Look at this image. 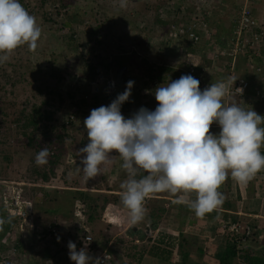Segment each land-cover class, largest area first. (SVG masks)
Here are the masks:
<instances>
[{
  "label": "clouds",
  "instance_id": "obj_1",
  "mask_svg": "<svg viewBox=\"0 0 264 264\" xmlns=\"http://www.w3.org/2000/svg\"><path fill=\"white\" fill-rule=\"evenodd\" d=\"M118 1L121 9L128 7V0ZM206 1L175 0V4L171 6L169 5L170 0L165 1V3L150 0H130L134 5L140 6L159 4L160 8L157 12L159 19L162 20H165L168 9L177 13L170 25L172 38H168L167 35L158 39L152 37L147 40L148 46L156 41V45L159 44L158 46L162 47L165 46V43L169 44V39H172L173 42L187 43L184 37L176 35L173 27L189 22L187 18L190 19L193 11L191 9L184 16L185 11L181 12L178 7L190 3V6L195 8L200 2L203 3V8L206 3L208 9L210 8L209 4H211L212 9L217 6ZM223 1L221 0L220 4ZM243 1H235V22ZM249 2H251L250 8L252 5H257L256 0H249ZM252 16L264 25V20L260 21L255 15ZM140 24V20L137 19L136 25ZM230 34L231 32L229 36ZM212 35L213 32L211 39L214 43L215 39L212 38ZM41 36L42 28L38 24L37 18L25 9L20 0H0V64L6 63L18 48L26 46L30 52H35ZM185 49L182 46V51ZM197 51L200 52L202 61L209 59L206 50L197 49ZM200 68H202L204 79L205 76L212 78L210 81L203 80L210 84L203 91L199 87V80L191 75H182L177 80L164 82L154 90V97L157 102L154 111L141 107L130 118H125L121 113V106L129 100L134 84L133 81H129L122 94H119L109 105L92 109L89 116L83 121L88 142L86 146L79 149L82 155L80 161L82 167L78 171L83 173L85 180L93 179L101 174L102 168L111 165L116 156L119 157L122 161L121 167L127 174V178L120 185V201L127 210L126 220L128 223L124 226L120 222L116 223L124 229L123 235L125 233L130 238L136 237L139 242L145 241L148 235L155 231L153 225L144 228L134 226L140 233L127 231L130 226L144 220L147 214L145 202L149 197L161 193L171 194L175 197V203L186 205L197 217L204 218L223 204L224 196L219 189L229 177L238 184L246 186L258 173L264 171V154L261 152V148L264 147V126H262L264 125V114L261 116L252 108H244L246 100L241 99L242 103L240 104L234 102L233 92L242 95L243 89H234L233 85L236 80L232 78L221 81L223 75L228 74V70L223 72L213 70L211 59L208 64L201 65ZM236 68L241 70H238L236 74L235 69L232 73L245 79L243 75H240V72L246 71V68L237 64ZM255 79L252 78L251 80L254 81ZM216 80L218 81L212 83ZM112 81L114 86L111 91L115 88V82ZM92 83V89L95 91ZM101 88L104 92L110 91ZM67 118L70 120L69 116ZM213 124L219 127L218 134L211 132L210 129ZM50 155V150L47 147H42L35 157L37 166L46 165ZM74 160L71 155H67L66 161L68 163L71 164ZM1 184H5L4 180L0 181V189H5L8 186ZM38 186L54 189L51 186L41 184L37 185V188H39ZM24 187L25 185H22L17 193V199L22 204L29 203L23 194ZM6 195L7 192H2L0 202L3 199L9 203L16 200V195L12 193ZM80 206L76 201V210ZM31 214L35 226L46 228L53 223H59L57 227L62 239L67 235L71 237L69 240L72 242L68 243V250L69 259L73 264H102L108 260H94L88 254L86 247L79 251L76 249V245L73 243V241H79L75 238L76 232L73 229L76 219L71 220V230L62 231L59 226L64 222L55 221L42 225L32 211ZM224 214L227 215L221 213V215ZM222 218L223 216H220V221H218L220 227L217 239L221 240L227 236L236 245L239 235L227 229L228 224L237 223L240 227L249 226L253 229H257L260 225L256 219L246 218L242 215H227V221H223ZM15 220L16 217L10 215L9 211L0 205V225L4 221L6 231L15 226ZM111 224L114 225V223ZM224 225H226L225 228ZM86 228L87 230L84 229L86 234L90 235L91 228L88 226V219ZM70 233H74L73 236ZM254 235L255 233L253 237ZM257 237H259V241L264 239L261 231ZM87 238L93 246L101 249L107 247V244L100 242L96 245L93 239ZM252 241L253 238L245 246ZM48 243L53 242L45 241L40 246L39 255L34 261L35 264H45L47 260H51L52 264H68L63 251L59 250V244L53 243L56 249L53 252L48 248ZM56 247L59 250L58 253ZM121 247L119 245L118 249L112 248L118 254L121 252ZM45 249H48L52 254L47 259L44 256ZM34 257L31 258L32 261Z\"/></svg>",
  "mask_w": 264,
  "mask_h": 264
},
{
  "label": "trees",
  "instance_id": "obj_2",
  "mask_svg": "<svg viewBox=\"0 0 264 264\" xmlns=\"http://www.w3.org/2000/svg\"><path fill=\"white\" fill-rule=\"evenodd\" d=\"M114 1H117V7H115V9H117L120 2L118 0ZM220 1L221 0H207L206 2H211L219 6L218 4H220ZM54 2L55 0H36L33 5L28 4L26 10L33 16L41 17L43 24L49 26L58 25L60 29L68 30V32L72 33L70 37H68V40L66 37L65 42L67 41V48L59 54L54 52L58 57L62 58V65L60 67L51 68L52 71L47 75L49 81H53L54 85L50 87L42 82L37 85L32 91L31 101L30 99L26 101L25 106L21 108L18 113L15 111H7L8 109L3 108L0 102V169L7 167V165L13 162H22L27 158L30 165H32L29 175H33L24 177L25 180H29L27 183H39L51 186L52 180L54 178L58 179L56 169L63 166L64 169L61 171L60 177L64 184V187H62L64 189L54 188L53 194H48L47 189L42 188L41 197L43 196L44 201L52 200L56 203L57 201L67 199L70 204L73 203V205L78 201V203L85 208L84 212L87 216L88 226L90 228V225H92L93 228L96 219L98 220L96 224L97 227H101L103 217L115 211L117 215H119L118 219L120 220V224L124 226V224L127 223V210L121 204L120 195L112 194L111 192L113 190L110 191V189L107 190L110 193L86 192L85 189H83L84 183L82 181H79L77 177L73 179V177L67 175L66 168L72 169V175H75V168L79 167L78 162L72 166L66 161L67 153L72 156V159L78 158L77 155H73L71 151L69 152V149L67 151L64 147L66 146L64 141L66 137L65 127L72 122V119L69 120L67 116H78L80 120L82 118H87L92 109L99 108L100 106H107L116 99L119 94H122L129 81H133L134 84L131 89L129 100L121 106L122 115L125 118H130L141 107L154 111L157 107L154 90L159 85L164 82L167 83V81L171 82L177 80L182 75H189L188 69L191 65L192 67L195 66L194 68L198 71L196 72L199 76L198 73H203L201 70L202 68H200L201 65L208 64L211 57H209L207 61L200 60V57L194 56H201L197 48L199 50L212 52L210 53L212 56L215 54L214 52H217L218 49L225 46L226 39L230 36L229 33L226 34L225 31L223 32L226 36L219 32L220 30H216V28L213 29L214 27L211 25L212 21L209 16L210 12L208 11L206 3L204 8H202L201 16L203 21L208 24L210 30L213 32L212 38L215 39V42L212 43V41L207 43L206 40L201 37L198 44L192 45L188 41L186 44H183L180 41H175L176 43H174L172 39H169V47L164 50L161 49L160 52L157 51V54L150 59L148 54H150L152 50L147 45V40L149 38L155 37V39H158L167 35L168 38H172L170 25L173 23L177 13L171 11V9H168L165 20H162L159 19L157 12L160 8L159 4L141 5L142 14L145 16L154 15L152 16V18L154 17L153 20L148 17L145 20L142 19L143 23L136 25L134 20L129 21L128 19L126 22L128 25H126V23L123 24L124 28H128V32L125 31L123 37L116 35L112 32L113 30H111L109 25L105 26L104 23H102L92 28L93 30L91 32L92 36L93 33H100V37L93 41V37L91 39L86 37V42H84L81 38L83 37L82 32L77 33L74 31L77 27L74 24H78V21H76L77 16L70 15L68 17V12L65 10L66 8H63V4L60 9L63 8L64 13H62L59 8H53ZM102 4L103 6H111L105 4L104 0H102ZM190 5V3H185L186 10L183 13L185 14L184 16H186L191 9L193 11L194 7L192 8ZM198 5H203V3L200 2ZM217 6L212 10V13L216 16L223 10V8L219 9ZM47 7H49V9H47ZM118 17L121 18L122 15ZM69 18H71V20ZM72 18L76 21L75 23ZM187 20H189V18H187ZM118 23L120 24V21H118ZM235 23L236 22H233V24ZM130 25H132V27L129 28L128 26ZM131 34L133 35L132 37ZM124 37L128 42L127 45L123 46L121 43L125 41L123 39ZM77 38H80L81 41L79 42ZM182 46L183 48H187L182 51ZM246 59V56H240L237 65L246 68V72H240V75L243 74L245 79H248V97L251 98L257 95L258 91H264V77L260 78L254 70L249 71V64ZM66 63H70L71 65L66 66ZM260 63L264 64L263 62ZM27 67L22 63L11 67L10 82L12 87L22 83V85H25L29 82L30 79L28 80V78L30 77L27 75ZM225 69L229 70L228 62ZM238 70L241 69L236 68V74ZM33 73L35 75L39 74L37 71H33ZM201 75L203 76V74ZM251 78L256 79L253 81ZM109 79L115 82L114 90L104 92L103 89L100 88L99 91L95 92L92 89V82L102 80L101 82L103 83V81L105 82ZM209 79L211 80L212 78L205 76L204 80L210 81ZM260 79L262 80L260 81ZM36 81L39 82L38 80ZM217 81L218 80L213 81L212 83ZM42 96L44 97L41 98ZM36 98L39 100L38 103L36 102ZM234 102L238 104L242 103L241 99H236V97H234ZM250 105L249 108L253 107L252 109L257 111V114L261 116L264 114V101L254 103L255 106L252 104ZM12 106L15 105L13 104ZM69 106L72 108L69 109ZM66 109L70 111L68 115L63 112L61 113V111L65 112ZM61 115H63V118ZM53 123L55 124L53 125ZM215 131L218 134L220 129ZM85 141L86 142L81 143V146L87 144V137ZM42 147H47L51 155L46 165L37 166L35 157ZM261 152L264 154V147L261 148ZM113 155H115V153H113ZM107 168L110 172H113L115 167L111 164L107 166ZM260 175H264V171H261L256 176ZM228 179L230 180L231 178ZM23 190V194L25 193L24 195H27L28 192L34 189L24 187ZM55 192L66 194H62V197L57 199L54 195ZM155 196L165 197L168 196V193H161ZM155 196L153 199H147L145 202V207L147 208L145 219L148 220L149 223L153 222L152 224H154V227L156 221L161 219L167 221L170 215L169 211L172 209L177 210V214L175 213L173 215L174 218L175 216L178 217L182 211L181 209L191 210L189 207H184L182 204H177L175 202H170L169 208H166L168 202L161 197L157 198ZM172 198L175 199V197ZM238 198L239 195L236 199ZM40 199V197L35 198V202L37 203ZM97 202H99V205ZM150 204L152 205L150 206ZM231 204L232 205L226 200L223 202L222 206L224 208H234V203ZM98 210L100 212L96 217L95 214ZM192 213L194 214L193 211ZM221 216H224L222 218L223 221H227V215ZM205 218L214 224L211 237H218V230L220 227V225H218V221H220L219 212L213 211L207 214ZM73 229L76 232L75 238L78 239L79 242L81 238L89 237L98 245L100 244L99 241L102 240L101 229L97 231L95 238L92 236V230L91 234L87 235L83 228L74 227ZM256 231L253 241L243 248L238 247L229 237L224 236L221 240L217 239L218 244H213L211 243L212 239H208V242L204 246H198L195 251L194 246L196 244V237L190 235L185 236L179 234L174 236L161 231L155 235L149 234L145 241L142 242H134L131 241L130 238L123 239L120 237L118 239L116 238L119 241L118 244L120 246L126 244V249H123V252H119L118 254L115 250L109 249V258L102 264H122L124 262L125 264H143L146 257L154 259L158 264H172L174 256L177 258V262L181 264H200L202 260L211 264H264V239L259 241V237H257L260 231L264 235V222L257 227ZM93 232L96 231L93 229ZM69 238H71L69 235L63 237L64 241H68ZM104 240L106 242H104L105 245L112 242L109 237H105ZM203 241L205 242V239ZM209 245L211 246L209 247ZM213 247H215L216 252L211 251ZM58 251L57 248V253ZM44 256L47 259L51 257L52 254L48 249H45Z\"/></svg>",
  "mask_w": 264,
  "mask_h": 264
},
{
  "label": "rangeland",
  "instance_id": "obj_3",
  "mask_svg": "<svg viewBox=\"0 0 264 264\" xmlns=\"http://www.w3.org/2000/svg\"><path fill=\"white\" fill-rule=\"evenodd\" d=\"M34 1H36V0H20V3L25 7V9H27L26 7L28 6V4L33 5ZM101 1L102 0H55V2H54L55 4H54L53 8H59V10L62 13H64L63 8H66V10L68 12V17L70 15L71 16H73V15L78 16L76 19L78 21V24H76V25L74 24L75 26H77L74 29V31L75 32L78 31L80 33L82 32V35L84 34L83 37H81L84 42H86V37H89L90 39L93 37L92 41L94 39H96V38L98 39L100 37V33H93V36L91 34V32L93 30L92 28L98 26L99 24L104 23L105 26L109 25L111 27V30H113L112 31L113 33H115L118 36L123 37V33L125 31L128 32V28H124V25H123L128 21V19H129V21L134 20L135 22L137 21V19H139L140 22L143 23V20L147 19L148 17L152 18V16H154V15L145 16L144 14H142L143 11H141L142 10L141 6L138 4L134 5L133 3L130 2V0H128V7L126 9H121V8L119 9V7L117 9H115V7H117V4H116L117 1H114V0H104L105 4L111 5L109 7L105 6V5L103 6ZM158 1H159V3H165V1H167V0H158ZM62 4H63V8L60 9ZM209 6L211 8V4H209ZM258 6L260 7V10L263 13H260V14L257 13V14H255V16L261 21V20H264V0H261V2L259 3ZM217 8H219V9L225 8L224 3L219 4V6H217ZM47 9H49V7H47ZM79 15H81V16H79ZM119 15H122V17L119 18L118 17ZM234 16H235V14H234ZM35 17L37 18L38 24L42 28V36H41V39L43 40L42 50H41L42 52H38V48L40 49L39 46L35 52H30L28 50V48L26 46H24V47L18 48L11 55L10 59L6 63L0 64V102L2 103V107L5 109H8L7 111H9V112L15 111L16 113H18V111H20V109L25 106L26 101H28L29 99L31 101L32 91L34 90V88L37 85L41 84V82L44 83L45 85L50 86V87H52L54 85L53 81L52 82L49 81V79L47 78V75L50 71H52L51 68L57 67V66L60 67L62 65V58L58 57L55 54V62L53 64H50L49 66H42V63H41L42 59L44 61L46 58L52 59L51 55L49 53L50 49H52L57 54L62 53L67 48V45H66L67 41L65 42L66 37L68 40V37H70V35L72 34L71 32H68V30L60 29V27L58 25H52V26L45 25V24H43L41 17H39V16H35ZM153 19H154V17L152 18V20ZM118 21H120V24L118 23ZM79 25H80V27H79ZM126 25H128V24L126 23ZM128 27L130 28V27H132V25H130ZM85 33H86V35H85ZM84 36H85V38H84ZM132 36L133 35L131 34V37ZM123 39L125 41H123L121 43V45H123V46L127 45L128 41L126 40L125 37ZM77 40H79V42L81 41L79 38H77ZM92 44H93V42H92ZM158 45H156V41H153L152 44L149 45V47L152 50L151 53L148 54V57L150 59H152L157 54V51L160 52L161 49L164 50V49L169 47V45L167 43L164 44L165 45L164 47L158 46ZM90 50H91V48H90ZM41 53L43 55H41ZM20 63H22L26 67L28 66L27 67V69H28L27 75H28V77H30V78H28V80L29 79L30 80L25 85H22L23 84L22 83V84H17L14 87H12L11 82H10L11 81L10 80L11 79V67L18 65ZM65 65L70 66L71 64L66 63ZM33 71L39 72L40 75L37 73H36L37 75H35L33 73ZM36 80H38L39 82H37ZM43 97L44 96H42L41 98H43ZM36 100H37L36 102L38 103L39 102L38 98H36ZM13 104L15 106H12ZM70 108H72V107L69 106V109ZM62 112L66 113L68 115V113L70 111L66 109L65 112L61 111V113ZM62 116L63 115H61V117ZM72 117H73V119H72L71 124H69V126L65 127L66 137H65L64 141H65V144L67 147L66 146H64V147L67 151L69 149V152L71 151V153L73 155L78 156V159H75L74 162L71 163V165L74 166L76 164V162H78L79 167L75 168V171H76V174L74 172L75 175H72L73 174L72 169L66 168L67 169V175L69 177H73V179L75 177H77L79 181H82L84 183L83 189H85V191L92 192V193H96L97 191L102 192V193L103 192L110 193L107 191L110 189V191L113 190L111 192L112 194L120 195V192H121L120 185L127 178V174L123 170V168H121L122 161L119 159V157H115L113 159L112 166L115 167L113 172H110L107 167L102 168L101 174L98 175L97 177L93 178V179L85 180L83 173L78 171V169L82 167V165L80 163V161L82 159V155L79 152V149L86 146V144L81 146L82 142H86L85 139L87 137V133H86V131L84 129V125H83V121L86 118H82L80 120L78 118V116L76 117V116L72 115ZM54 124L55 123H53V125ZM56 124H58V123H56ZM67 154H66V156H67ZM31 168H32V165H30L27 158H25L22 162L21 161L17 162V163L13 162V163H10L9 165H7V167L1 168L0 169V177H1L0 181H2V179H5L4 182L8 186L5 189H0V195L2 196V192H7L6 196H8L9 194L11 195V193H12V194L16 195V199H17V193L19 192V188L22 185H25V187H27L29 189H34L33 191L28 192L27 195H25L26 201L31 203L32 213L35 214V216L44 214L43 216H41V217H43L42 222H47V221L51 222L54 220L56 222H64L63 224H61L59 226L60 229L62 231H66L69 229L71 230V228H70L71 220L75 219L74 213H75V211H78L79 209L76 210L75 205H73V203L70 204V202L67 199L57 201L56 203L53 202L52 200L44 201L43 196L41 197V195H42L41 193L43 190L42 187L38 186L39 188H37V185H39V183L38 184L27 183L29 180L24 179L25 176H31L32 175V174L29 175ZM63 169H64L63 166H61L60 168L58 167L56 169L57 170L56 174H57L58 179L54 178L52 180L51 187H53L55 189H64V188H62V187H64V184L62 183V180L60 177V175L62 173L61 171H63ZM229 178H231V177H229ZM228 181H229V179H228ZM5 184H1V185H5ZM235 188H236V186H235ZM55 189H48L49 190L48 193L51 194ZM62 194L65 195L66 193H59V192L54 193V195L57 199L62 197ZM231 195L233 197H235L234 198V200H235L236 197L239 195V191L235 190V192L233 191L231 193ZM37 197L41 198L38 203L35 202V198H37ZM248 197L249 196H247V198ZM153 198L154 197H151V198H149V200L153 199ZM99 202H101V201H99ZM99 202H97L98 205H99ZM151 205L152 204H150V206ZM99 212L100 211L98 210L97 213L95 214L96 217H97ZM45 214H47L46 218H44V216H46ZM118 218H119V215H117L116 211L114 213L111 212V214H109V215L108 214L105 215L103 217L101 227L100 226L97 227L96 224L98 223V220L96 219L94 221L96 226L94 225L92 228V225H90L91 230H92V236L95 238V236L97 235V231L101 229L102 230V238H101L102 240L99 242L104 243L105 237H109L112 240V247L114 249H116V248L118 249L119 248V244H118L119 241L117 240L118 238H120V237L123 239L130 238V236H127L125 233H124V235L123 234H121L120 236L117 235L121 231V228H120L121 225H118L116 223V222H120V220ZM172 219H173V216L171 215V217L169 216L167 221L165 219H161L159 221H156V223L154 222L156 225H155V227H153V226L152 227L155 231L152 232L151 234L155 235V234L160 233L161 230H163L162 228H165V227H163V225H166L168 223V221L170 222V220L172 221ZM111 223H114V225H112ZM152 223L153 222L149 223V221L144 218V220L142 222H140L136 225H133V226L144 228L145 226L152 225ZM93 229L96 232H93ZM169 230L173 231L172 228L170 229V227H169ZM156 231H158V232H156ZM175 235H176V233H175ZM130 240L134 241V242L138 241L136 237H131ZM216 244H218V242ZM210 246L211 245H209V247ZM123 249H126L125 244L122 245L120 253L123 252L122 251ZM211 251L216 252L215 247H213L211 249ZM121 263H122V261H121ZM178 263L179 262H174L173 264H178ZM122 264H125V262ZM209 264H211V263H209Z\"/></svg>",
  "mask_w": 264,
  "mask_h": 264
},
{
  "label": "built area",
  "instance_id": "obj_4",
  "mask_svg": "<svg viewBox=\"0 0 264 264\" xmlns=\"http://www.w3.org/2000/svg\"><path fill=\"white\" fill-rule=\"evenodd\" d=\"M150 1L157 2L158 0ZM174 4L175 0H170L169 5L173 6ZM250 5L251 2H249V0H244L243 4L240 5L237 21L234 27H232L230 37L226 39L225 46L218 49L217 52H214L215 54L212 56L210 55L212 52L206 51L207 56L211 57V68L217 72L225 71L226 62L229 61V72L223 75L221 81H227L229 78L236 80L233 88H242L243 93L240 95L238 92L234 91L233 96L246 100L244 108H249L251 106L250 104L264 101V91H258L257 95L254 97H248L249 84L247 80L237 77L232 73L236 69L238 58L240 56H246V61L249 64V71L254 70L260 78L264 77V64L260 63H264V25L251 15ZM202 6L203 5H197L193 9L189 22L173 27L176 35L184 37L192 45L198 44L201 37L205 39L207 43L213 41L211 39L212 32L201 16ZM178 8L181 12H184L186 9L183 4ZM188 74L199 80V87L202 91L210 85L203 81L200 73L199 76L197 75L194 67L188 69ZM101 81L102 80L92 83L96 92L99 91L101 87L111 90L114 86L111 79L105 82L103 81V83ZM70 119H73V117L71 116ZM0 205L7 209L10 215L16 217L15 226L8 229L4 234H0V264H30L29 261L35 256L36 252L39 251L40 246L45 241L55 242L57 245L59 244V250L63 251L66 262L68 264H73L69 259L68 250V243L71 240L64 241L62 239L59 228L57 227L59 223H53L46 228L35 226L31 214V204H22L18 199L14 200L13 203H9L3 199ZM75 219V224L73 223V226L87 230V218L83 205H81L76 212ZM228 226L227 229L239 235L237 245L245 246L256 232V228L253 229L249 226L240 227L237 223L228 224ZM223 227L225 228L226 225ZM73 234L70 233L71 236H73ZM21 236L29 237L26 240L21 238ZM53 243H48L47 246L51 251L55 252L56 249ZM73 243L76 245L78 251L86 247L88 254L92 256L94 260L98 259L99 261H106L108 259V250H113L112 243H109L106 248L101 249L93 246L88 238H82L80 242L73 241ZM45 264H52V261L47 260Z\"/></svg>",
  "mask_w": 264,
  "mask_h": 264
},
{
  "label": "crops",
  "instance_id": "obj_5",
  "mask_svg": "<svg viewBox=\"0 0 264 264\" xmlns=\"http://www.w3.org/2000/svg\"><path fill=\"white\" fill-rule=\"evenodd\" d=\"M235 1L236 0H232V1L231 0H224L223 2H225L224 3L225 8H223V10L217 14L219 17L214 15L213 13H211L213 10L212 8L208 9V11H210L209 16H210V19L212 21V23H211L212 27L216 28V30H220L219 32L223 33L224 36H226V35L224 34L223 31H225L226 34L230 33V30H232V27L234 26L233 22H235V20H236V16H234V14H235L234 11L236 9ZM256 2H257V5L256 6L252 5V7L250 8V13L252 15H255L257 13H259V14L263 13L260 10V7L258 6L259 3L261 2V0H256ZM214 5L216 6V4H214ZM225 9L226 10L229 9V10L226 11ZM212 14H213V16H212ZM222 29H223V31H222ZM196 56L200 57L201 58L200 60H202L201 56H199V55H196ZM210 130L212 133L217 134V132L215 130H219V127H218V125L213 124ZM235 186H236V188H235ZM235 190L239 191V198L235 199L237 201H234L235 197H233L231 195V193L233 191L235 192ZM47 191H49V190L47 189ZM219 191L223 194L224 201L227 200L230 205H232L231 203H234V208H224L221 205L217 210H214V211L220 212L219 216H221V213H226L229 216H231V215L232 216L242 215L243 217L247 216V218L251 217V215H252V219H256L260 224L262 222H264V175L255 176V178L251 182H249L246 186L238 184L233 179H230L229 181H226L224 183V185L219 189ZM48 194H50V193H48ZM51 194H53V193H51ZM247 196H249V197L247 198ZM152 197H154V196H152ZM155 197L159 198L161 196H155ZM172 197L173 196L171 194H168V196H165V197L164 196L161 197L162 199H164L165 201L168 202V204H166V208H169L170 202H175V199ZM149 198H151V197H149ZM183 206L187 207L186 205H183ZM240 208H241V210H240ZM181 210L182 211L180 212L178 217H176V216H175V218L173 217L172 221L170 220V222L168 221V223L166 225H163V227H165V228H162L163 230H161V231L167 232L169 235H174V236H177L179 234H183L185 236L190 235V236L196 237V239H195L196 244L194 246V251L197 249L198 246H204L208 242L207 241L208 238L212 239L211 243L216 244L217 237H215V236H214L215 238L211 237L212 236L211 235L212 229L214 228L213 223L206 220L205 217L204 218L197 217L195 214L192 213L191 210H186V209H181ZM176 211L177 210H173V209L170 210L169 216L170 217H171V215L173 216L176 213ZM232 213H234V214H232ZM43 215L41 214V215L37 216L38 222L41 223L42 225H47L51 222H55V220L51 221V222L50 221L42 222L43 217H41V216H43ZM45 215L46 216H44V218L47 217V214H45ZM256 216H258V217H256ZM152 225H154V224H152ZM169 227H170V229L172 228L173 231H170ZM120 228H121V231L117 235H121L124 231V229L121 226H120ZM5 232H6V223H4V221H3V224L0 225V234H4ZM156 232H158V231H156ZM175 233H176V235H175ZM28 237L29 236H21V238L26 239V240ZM205 238H206V240L204 242L203 240ZM38 255H39V251L36 252L33 261L30 260L29 263L35 264L34 261L36 260ZM176 260H177V258L174 256V258L172 260V264L174 262H177ZM143 264H158V262L155 261L154 259L146 257L143 261ZM178 264H180V263H178ZM200 264H209V263L202 260L200 262Z\"/></svg>",
  "mask_w": 264,
  "mask_h": 264
},
{
  "label": "bare ground",
  "instance_id": "obj_6",
  "mask_svg": "<svg viewBox=\"0 0 264 264\" xmlns=\"http://www.w3.org/2000/svg\"><path fill=\"white\" fill-rule=\"evenodd\" d=\"M85 2V1H84ZM223 3H225V2H223ZM219 5V4H218ZM221 7V6H220ZM229 7V6H228ZM217 9V8H216ZM64 10V9H63ZM66 10V9H65ZM226 10V9H225ZM227 10H229V9H227ZM226 10V11H227ZM77 11V10H76ZM206 11V10H205ZM217 11V10H216ZM59 12V11H58ZM235 12V11H234ZM60 13V12H59ZM208 13V12H207ZM212 13V12H211ZM229 13V12H228ZM171 14V13H170ZM217 14V13H216ZM174 15V14H173ZM177 15V14H176ZM207 15V14H206ZM223 15V14H222ZM228 15V14H227ZM226 15V16H227ZM79 16H81V15H79ZM169 16V15H168ZM213 16V15H212ZM78 17V16H77ZM219 17V16H218ZM222 17V16H221ZM70 20H71V18H69ZM73 19V18H72ZM76 19V18H75ZM74 20V19H73ZM77 21V20H76ZM75 20L73 21L74 23L76 22ZM207 21V20H206ZM232 22V21H231ZM210 23V22H209ZM219 23V22H218ZM226 23V22H225ZM230 24V23H229ZM76 25V24H75ZM88 25V24H87ZM85 26V25H84ZM218 26V25H217ZM79 27H80V25H79ZM75 28V27H74ZM73 28V29H74ZM91 28V27H90ZM210 29V28H209ZM213 29H215V28H213ZM222 31H223V29H222ZM214 32H215V30H214ZM230 32H231V30H230ZM77 33H78V31H77ZM80 34V33H79ZM217 34V33H216ZM77 35V34H76ZM84 35V34H83ZM85 35H86V33H85ZM171 36V35H170ZM169 36V37H170ZM217 36V35H216ZM215 36V37H216ZM85 38V37H84ZM80 39V38H79ZM214 39V38H213ZM224 40V39H223ZM202 46V45H201ZM204 46V45H203ZM206 46V45H205ZM187 48V47H186ZM219 48V47H218ZM198 49V48H197ZM210 51V50H209ZM199 54V53H198ZM194 56H196V55H194ZM244 59V58H243ZM244 61V60H243ZM209 62H210V60H209ZM245 63V62H244ZM195 65V64H194ZM199 65V64H198ZM189 67H192V65L191 66H189ZM195 67V66H194ZM246 67H247V65H246ZM245 68V67H244ZM199 69V68H198ZM197 71V70H196ZM198 72V71H197ZM238 72V71H237ZM246 72V71H245ZM252 73H254V72H252ZM199 74V73H198ZM201 74H203V73H201ZM242 74V73H241ZM243 75V74H242ZM246 75V74H245ZM249 75V74H248ZM203 77V76H202ZM247 77V76H246ZM204 78V77H203ZM202 78V79H203ZM151 79V78H150ZM252 79V78H251ZM204 80V79H203ZM210 80V79H209ZM259 80V79H258ZM262 79H260V81H261ZM150 82V81H149ZM247 82H248V79H247ZM250 82V81H249ZM259 82V81H258ZM260 83V82H259ZM240 101V100H239ZM241 102H242V100H241ZM257 103V102H256ZM252 105H254V104H252ZM255 106V105H254ZM262 106V105H261ZM253 108V107H252ZM264 109V108H263ZM257 110V109H256ZM257 112V111H256ZM260 112H261V110H260ZM226 210V209H225ZM240 210H241V208H240ZM238 211V210H237ZM228 213V212H227ZM232 214H234V213H232ZM225 215V214H224ZM231 215V214H230ZM247 215V214H246ZM255 215V214H254ZM232 216V215H231ZM218 217V216H217ZM224 217V216H223ZM256 217H258V216H256ZM255 217V218H256ZM246 218H247V216H246ZM251 218H252V215H251ZM225 220V219H224ZM212 223V222H211ZM213 228V227H212ZM213 230V229H212ZM257 232V231H256ZM215 238V237H214ZM254 238V237H253ZM209 239V238H208ZM214 240V239H213ZM233 243V242H232ZM256 243V242H255ZM264 243V242H263ZM262 243V244H263ZM255 245V244H254ZM263 246V245H262ZM263 248V247H262ZM198 251V250H197ZM240 256V255H239ZM206 257V256H205ZM237 257V256H236ZM236 262V261H235ZM242 263V262H241ZM181 264V263H180ZM243 264V263H242Z\"/></svg>",
  "mask_w": 264,
  "mask_h": 264
},
{
  "label": "flooded vegetation",
  "instance_id": "obj_7",
  "mask_svg": "<svg viewBox=\"0 0 264 264\" xmlns=\"http://www.w3.org/2000/svg\"><path fill=\"white\" fill-rule=\"evenodd\" d=\"M42 44H43V40L40 39L38 41V46L40 47V49L38 48V52H42L41 51L42 50ZM49 53H50L52 59L46 58L45 61L42 59V62H41L42 66H49L50 64H53L55 62V53H54V51L52 49H50ZM41 55H43V54L41 53Z\"/></svg>",
  "mask_w": 264,
  "mask_h": 264
},
{
  "label": "water",
  "instance_id": "obj_8",
  "mask_svg": "<svg viewBox=\"0 0 264 264\" xmlns=\"http://www.w3.org/2000/svg\"><path fill=\"white\" fill-rule=\"evenodd\" d=\"M129 231H134V232L136 231V232L140 233V231L138 229H136V227H134V226H130L128 228V231L127 232H129Z\"/></svg>",
  "mask_w": 264,
  "mask_h": 264
}]
</instances>
